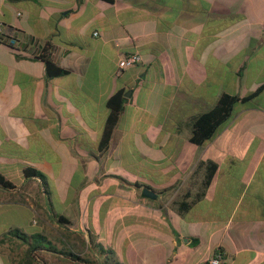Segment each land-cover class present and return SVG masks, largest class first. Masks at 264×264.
I'll return each mask as SVG.
<instances>
[{
  "label": "crops",
  "instance_id": "0c3cea01",
  "mask_svg": "<svg viewBox=\"0 0 264 264\" xmlns=\"http://www.w3.org/2000/svg\"><path fill=\"white\" fill-rule=\"evenodd\" d=\"M0 25L15 36L0 41V174L12 183L0 186V264L29 258L10 228L89 260L41 247L33 264H206L218 248L219 264H264V87L190 141L222 93L264 84V0H0ZM46 46L64 74L47 76ZM134 51L141 61L116 75ZM117 90L126 101L102 146Z\"/></svg>",
  "mask_w": 264,
  "mask_h": 264
},
{
  "label": "trees",
  "instance_id": "16d2710c",
  "mask_svg": "<svg viewBox=\"0 0 264 264\" xmlns=\"http://www.w3.org/2000/svg\"><path fill=\"white\" fill-rule=\"evenodd\" d=\"M7 30L6 32L11 34L3 33L0 37L1 38L0 41L13 44L10 42V41L13 42L15 41L13 30L11 28H7ZM40 58L45 63L46 73L48 77L58 76L66 72L64 69L58 67L52 61V59L49 56L48 46L44 48L43 52L40 54ZM263 87L264 84L260 86L256 92H253L252 94H249L248 96L245 97H239L238 95H234L230 93H222L218 97L215 104L210 109L200 113L199 115H197L192 119L190 141L194 144L200 145L204 143L206 140L210 139L215 134L218 127L230 117L233 107L238 101L245 102L248 101L249 99H252ZM125 101H126V97L123 95V92L121 90H117L116 92H114L111 95V97H109V99L107 100L106 106L109 109V113L101 136L100 144L102 146H106L110 138V135L112 133V130L118 120L119 113L123 109ZM215 170H216V164L214 162H209L208 167L206 168L204 174L205 184H207L211 180ZM23 174L26 177L37 176L40 177L41 179H44V175L40 171L35 170L34 168H25L23 170ZM0 186L3 188H11L12 183L7 181L0 174ZM185 197L186 195L183 196L182 199L176 202V209L179 213L186 212L189 209L190 203L185 199ZM58 220L65 221L66 219L62 216H59ZM7 234H10L12 237H16L19 240L23 241L24 243L28 244L29 258L25 259L26 264H33L34 258H30L31 251L32 250L35 251L36 249L41 247L49 251L59 253L61 255L69 256L70 258L79 261L89 262L87 258L74 254V252L70 249L65 251L64 250L65 248L58 249L54 247L51 244L50 240L41 233H33L31 235H27L18 228H10ZM219 253L222 257L220 248L214 250L213 256Z\"/></svg>",
  "mask_w": 264,
  "mask_h": 264
},
{
  "label": "built area",
  "instance_id": "2783aa9c",
  "mask_svg": "<svg viewBox=\"0 0 264 264\" xmlns=\"http://www.w3.org/2000/svg\"><path fill=\"white\" fill-rule=\"evenodd\" d=\"M2 26L0 25V37L3 34ZM94 34H97V32H94ZM263 38H264V29H263ZM1 39V38H0ZM13 42V41H10ZM141 61V55L138 51L134 52H128L123 55H121L117 60V69L115 74H119L123 69L135 66ZM220 253L215 256H210L208 260L206 261V264H219L221 259Z\"/></svg>",
  "mask_w": 264,
  "mask_h": 264
},
{
  "label": "rangeland",
  "instance_id": "374dc122",
  "mask_svg": "<svg viewBox=\"0 0 264 264\" xmlns=\"http://www.w3.org/2000/svg\"><path fill=\"white\" fill-rule=\"evenodd\" d=\"M56 248H57V247H56ZM59 248H65V249H64L65 251L69 250L67 247H59ZM49 258L54 259V258H65V257H49ZM52 259H51V260H52ZM51 260H50V261H51ZM57 263L59 264V262H56L55 259H54V260H52V263H51V264H57ZM60 263H63V264H78V263H71V262L64 261V260H63V261H60ZM39 264H43V263L40 262Z\"/></svg>",
  "mask_w": 264,
  "mask_h": 264
},
{
  "label": "water",
  "instance_id": "95a60500",
  "mask_svg": "<svg viewBox=\"0 0 264 264\" xmlns=\"http://www.w3.org/2000/svg\"><path fill=\"white\" fill-rule=\"evenodd\" d=\"M143 194L145 196H154L155 195L154 192L148 187L143 188Z\"/></svg>",
  "mask_w": 264,
  "mask_h": 264
}]
</instances>
